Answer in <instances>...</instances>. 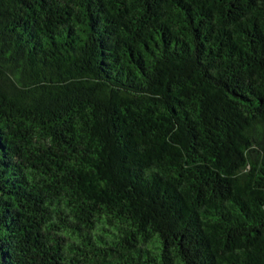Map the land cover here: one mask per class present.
<instances>
[{
  "label": "trees",
  "instance_id": "1",
  "mask_svg": "<svg viewBox=\"0 0 264 264\" xmlns=\"http://www.w3.org/2000/svg\"><path fill=\"white\" fill-rule=\"evenodd\" d=\"M0 264H264V0H0Z\"/></svg>",
  "mask_w": 264,
  "mask_h": 264
}]
</instances>
